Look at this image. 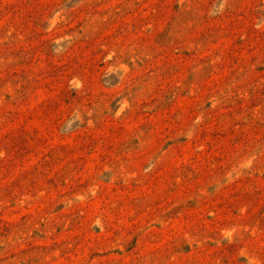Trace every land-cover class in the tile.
<instances>
[{"label": "rangeland", "instance_id": "374dc122", "mask_svg": "<svg viewBox=\"0 0 264 264\" xmlns=\"http://www.w3.org/2000/svg\"><path fill=\"white\" fill-rule=\"evenodd\" d=\"M0 264H264V0H0Z\"/></svg>", "mask_w": 264, "mask_h": 264}]
</instances>
